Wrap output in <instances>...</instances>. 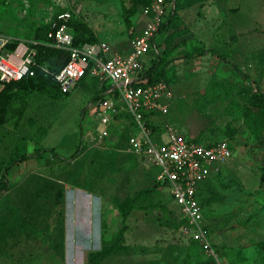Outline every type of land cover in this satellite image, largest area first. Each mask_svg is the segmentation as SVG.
<instances>
[{
    "label": "rangeland",
    "instance_id": "1",
    "mask_svg": "<svg viewBox=\"0 0 264 264\" xmlns=\"http://www.w3.org/2000/svg\"><path fill=\"white\" fill-rule=\"evenodd\" d=\"M154 1L0 0V53L6 44L44 42L63 12L76 33L123 52ZM172 1L167 12L172 3L176 16L154 50L163 60L158 74L177 92L166 124L201 144L227 140L233 148L200 196L214 253L194 240L155 164L129 149L131 121L116 119L99 139L93 99L101 83L92 76L68 95L38 83L0 112V189L13 157L54 149L68 159L80 148L73 160L47 153L6 174L0 264H90L91 254L112 248L98 264H264V109L256 98L264 0Z\"/></svg>",
    "mask_w": 264,
    "mask_h": 264
},
{
    "label": "built area",
    "instance_id": "2",
    "mask_svg": "<svg viewBox=\"0 0 264 264\" xmlns=\"http://www.w3.org/2000/svg\"><path fill=\"white\" fill-rule=\"evenodd\" d=\"M175 8L174 4H170ZM168 5L165 0H156L143 10L145 26L140 35L131 39L130 52L115 53L109 43H85L75 45V35L69 25L70 12L57 15L46 45L69 53L68 64L56 74V81L64 94L70 93L89 72L101 85L110 84L106 97L96 103L102 129L100 140L109 135V126L121 113H128L136 124V131L129 137L132 153L152 161L159 170L158 180L167 188L173 200L188 219L195 241L208 254L214 249L203 225L204 207L200 200L202 187L218 169L233 156L229 141L201 144L180 135L169 124L159 140L153 137L148 127L146 114L167 117L175 91L161 81L146 86L139 75L144 70L147 56L156 47V35L165 20ZM37 42H21L13 52L0 53V81L11 83L35 76ZM43 70L49 73L48 68ZM264 92V83L261 84Z\"/></svg>",
    "mask_w": 264,
    "mask_h": 264
},
{
    "label": "trees",
    "instance_id": "3",
    "mask_svg": "<svg viewBox=\"0 0 264 264\" xmlns=\"http://www.w3.org/2000/svg\"><path fill=\"white\" fill-rule=\"evenodd\" d=\"M174 1V0H173ZM172 1V2H173ZM167 3H170L171 0H166ZM153 2L149 3L147 6H149L150 4H152ZM176 12H177V7L175 5V8H170L168 14L165 17L164 22L162 23L160 30L158 32L157 36L165 33L167 31V29L169 28V26L171 25V20L176 16ZM69 25L71 26L74 35H75V45H83L85 43H90V44H95V43H99L96 41H92L86 37H84L83 35H80L78 33L75 32L74 27L76 26V22L75 19L72 18V20L69 22ZM52 30V27L49 28L47 30V32L45 33V40L44 42L40 43L39 45L35 46V49L37 50V56H36V66L34 67V69L36 70V74L35 76L32 77H27L24 78L22 80L19 81H13L11 83H2L0 81V85L3 86V89L0 91V112L1 111H6V107L7 105L14 99L15 95L17 93H19L21 90H26V89H32L34 88L38 83H49L51 82L53 85H55V87L60 91L61 94H64L62 92L61 86L59 85V83L56 81V74H58L69 62L70 56L69 53L61 51V50H57L55 48L49 47L46 44L48 42H50L48 35L50 33V31ZM142 32V30L140 29V31L134 32L131 34L130 38L133 39L136 36L140 35ZM166 42V41H165ZM20 42H14V43H10V44H6L4 45L3 49L4 52H13L15 51L18 46H19ZM158 47V46H157ZM160 48V46H159ZM147 61L144 65V70L140 73L139 77L140 79H142V83L140 82L139 84H135L136 86H146V85H151V84H155L158 82H165V79L162 77L161 74H158V70L160 68V66L162 65V57L160 56V53H155L154 51L152 53H150L147 57ZM46 67L49 70V73L45 72L43 70V68ZM92 77L91 73L89 72L84 78H82L80 81ZM93 79H97L92 77ZM79 81V82H80ZM110 84L108 83H104L103 85H101V89L100 92L98 93V95H96L94 97V101L95 102H99L102 99H104L106 97V91L109 89ZM70 93H67L65 95H68ZM257 100L259 101L260 105L263 107L264 109V92H262V94L257 95ZM257 103V102H256ZM146 121H147V125L148 127L152 130L153 133V137L157 140H159L160 136L162 135V133L165 131L166 129V118L164 116L161 115H153V114H146ZM116 119H120V120H128L131 121V125L134 128V132L136 131V124L134 123V121L132 120V117L130 114L124 112L121 113L120 115H118L116 117ZM195 140V139H194ZM196 142H199L197 140H195ZM214 142H207V144H211ZM47 153H51L60 163H64L66 161L69 160H73L75 159L79 153H80V148L77 149V151L68 159H64L61 158L55 151L54 149H43L40 151L35 152L34 154L31 155H25V156H17V157H13L9 163L7 164L6 168H5V175H3L4 178V184L2 185L0 192H5L8 191L10 189V181L7 179L6 174L14 167L21 165L24 162L39 158L41 156H43L44 154ZM207 183V182H206ZM202 187L201 190V195L204 191L205 185ZM201 200V199H200ZM202 202V201H201ZM203 204V202H202ZM128 213H126L124 216L125 218H127ZM126 228V227H124ZM114 248H112L113 250ZM111 249L103 252V253H93L90 255L89 258V262L90 264H98L100 262V260L110 254L112 252Z\"/></svg>",
    "mask_w": 264,
    "mask_h": 264
},
{
    "label": "crops",
    "instance_id": "4",
    "mask_svg": "<svg viewBox=\"0 0 264 264\" xmlns=\"http://www.w3.org/2000/svg\"><path fill=\"white\" fill-rule=\"evenodd\" d=\"M146 20V19H145ZM115 53H117V51H115V50H113ZM130 52V42H129V48L128 49H125V50H123V52H120V51H118V53L119 54H122V55H125V54H127V53H129ZM1 86V85H0ZM173 87V86H172ZM174 88V87H173ZM174 91H175V96H176V94H177V92H176V90H175V88H174Z\"/></svg>",
    "mask_w": 264,
    "mask_h": 264
}]
</instances>
